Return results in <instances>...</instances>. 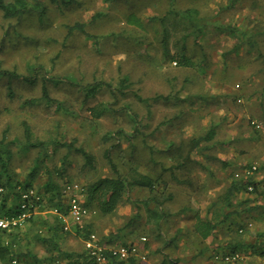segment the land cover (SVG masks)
Masks as SVG:
<instances>
[{"label": "rangeland", "instance_id": "1", "mask_svg": "<svg viewBox=\"0 0 264 264\" xmlns=\"http://www.w3.org/2000/svg\"><path fill=\"white\" fill-rule=\"evenodd\" d=\"M189 8L197 10L200 19L198 37L182 12ZM133 19L136 23L130 21ZM228 26L238 29L237 34L248 30L255 47L249 49L246 37L231 34ZM235 44L239 46L232 51ZM181 50L195 61L204 55L205 61L200 68L179 67L170 55ZM0 70L36 79L30 84L0 72V139L7 135L4 143L8 142L12 153L7 166L14 181L23 182L36 158L44 159L33 185L40 195V186L49 177L60 183V189L67 181L85 189L87 180L111 174L103 157L106 148H111L120 170L132 167L154 176L158 170L152 164L153 148L159 150L155 156L159 162L166 163L170 151L160 150L166 149L168 140L200 134L210 124L218 125L219 143L208 152L224 157L229 164L199 158L215 172L214 179L195 164L185 169L195 182H208V193L225 185L230 180L226 176L239 164L258 159L257 151L264 156V0H41L40 6L17 20L3 18L0 11ZM124 78L127 80L120 86ZM94 81L109 83L110 88L104 86L83 101L82 86ZM45 90L70 111L45 106L40 99ZM101 103L108 104L109 110L99 118L92 117L89 108ZM249 119L263 124L262 129L256 131ZM164 120L170 121L161 125ZM24 121L32 139L44 142L40 148L47 157L38 147L22 148L19 142L10 146L13 138L22 141ZM117 130L121 133L114 138L103 139ZM53 140L73 146L55 147ZM77 148L93 156V167ZM4 179L2 175L1 181ZM180 191L177 195L184 198V189ZM145 192L134 188L131 194L136 198ZM80 197L85 203L84 193ZM86 206L89 216L84 224L99 226L91 232L97 235L104 229L122 228L134 212L125 199L110 216L101 217L95 207ZM35 216L47 220L48 225H39L38 232L48 234L55 219L52 210H38ZM186 222L178 216L168 218L163 223L166 235L156 240L138 222L127 234L122 228L124 236L116 241H137L144 236L146 262L138 264H159L164 255L179 257L168 241ZM30 223L20 228L14 248L44 257L45 247L28 231ZM229 223L224 228L232 235L227 233L224 238L239 234L237 226ZM71 230L60 232L59 242L76 257L84 251L83 239ZM211 259L194 261L210 264ZM21 260L31 264L27 256Z\"/></svg>", "mask_w": 264, "mask_h": 264}, {"label": "trees", "instance_id": "2", "mask_svg": "<svg viewBox=\"0 0 264 264\" xmlns=\"http://www.w3.org/2000/svg\"><path fill=\"white\" fill-rule=\"evenodd\" d=\"M40 3L41 0H0V11L3 18L17 20L34 11L36 6H40ZM182 12L185 17L190 19V25L194 27L193 33L195 37H198L202 31L200 19L196 17L197 10L189 8ZM130 21L136 23V19ZM228 29L231 34L246 37V43H248L249 49L255 47L256 42L248 38L252 35L249 34L248 30L240 31V33L237 34L238 29L234 30L231 26H228ZM237 46H239V44H235L232 47V51L236 50ZM166 55H168V51ZM203 56L200 60L195 61L181 50L171 54L170 60L178 64L179 67L195 69L202 66V63L205 61ZM0 72L6 76L12 77L13 75L18 78H23L24 81H27L30 84L36 82V79H32V76L30 79L29 77L16 74L9 70H0ZM126 80L127 78H124L120 82V86H124L121 83ZM104 86L110 88V84L103 81H94L82 86L81 89L85 90L83 101L94 96L96 92ZM261 87L264 88V82ZM40 99L44 100L43 103L45 106L48 105L54 107L57 105L55 108L57 111H70V108L65 106L62 102L50 98L47 94V90L43 91ZM236 102H239L238 99ZM109 108L110 106L108 104L101 103L94 107H90L89 112L92 117L99 118L103 113L108 111ZM169 121L170 120H164V122H161V125L168 123ZM22 125V141L13 138L11 140L12 143H9L10 146L14 145L13 143L19 142L18 144H20L22 148L38 147L41 155L47 157V153L40 148L43 146L44 142L33 140L30 126L25 121L22 122ZM217 129V124H210L200 134L179 137L177 141L168 140L166 142V149L160 150V152L167 153L170 151L167 153L170 155V160L163 164L159 162V158L155 157L157 153H159V150L153 148L152 164L153 167L158 170L156 171L157 174L154 176L140 172L132 167L128 170H120L111 156V148H106L103 152V157L112 173L98 176L93 180H87L84 189V204L90 207H95L98 210L99 215L104 217L113 214L124 199L129 201L134 212L120 227L124 228L127 234L134 229L133 227L135 226V223L139 222L142 225L144 224L143 231L155 240L165 236L166 233L163 231V223L168 218L188 212L187 220L190 224L188 228L190 232L189 234L196 239L195 244L198 254H203V249H208L212 243V237L215 238L214 235L216 229L226 225L228 222L234 224L242 222L241 217L243 214L253 208H257V205L252 206V199L257 200V198H259L258 189L264 188V180L254 181L252 173H247V170L251 167L248 163H241L236 170L234 169L228 173L226 178L230 180H226V184L221 186L217 192L208 193V182L202 181L198 183V180L195 182L190 177L185 169H188L194 164L205 170L209 179H214L216 177L215 172H213L206 163H202L199 158H203L207 161L215 160L220 162L222 166L229 164L228 160H225L224 157H220V155L214 153L210 154L208 152L211 150L212 146H218L219 142H217L216 139ZM5 133L6 131L3 132V134ZM120 133V130H117L116 132L111 131L108 135L104 136L103 139L109 140L110 138H114V135L116 136ZM132 137L133 135L129 136V140ZM6 139L7 135L2 136L0 139V144L3 145L2 148L0 147V187L4 190L0 195V213L2 214L12 213L14 209L7 208L8 202L11 201L13 203L19 198L21 192L33 188L36 175L39 173L41 163L44 160L43 158L42 160H40L41 158H36L35 164L31 168L27 178L23 182L14 181L7 166L8 161L12 157V153L9 149L8 142L4 143ZM53 143H56L55 147L67 146L70 148L73 146L71 143L56 142V140H53ZM77 150L82 153L87 165L91 167L95 165L92 162L93 156L91 154L82 148H77ZM3 155H5V157H3ZM2 175L5 176L4 181H1ZM68 183L69 181L66 182V185ZM250 185L253 186L252 191L248 190ZM40 187L43 189L41 197L42 200L44 199V203L38 210L56 209L59 213H64L66 211V205L63 203L62 198V190L64 188L60 189V183L54 182L49 177ZM134 188L142 189L146 192L140 197L134 198L131 194L132 189ZM181 189H184V198L177 195L181 192ZM241 193H247L251 197L240 199ZM170 202L171 206L168 205ZM54 215V222L48 226V234L46 235H42L38 232L39 225H48L47 220H40V216H33V218L30 219L31 223L27 226L28 231L33 232L35 240L45 247L44 257L38 256V254L33 252L23 253L19 251L18 248H14V243H17L16 237L21 233L20 229L13 231L0 230V262L3 264L12 257L21 259L27 256L31 260V264H92V261L84 251L81 254L76 255V257H73L74 255L70 251L61 247L59 242L61 237L60 232H62L61 222L59 221L58 216L56 214ZM94 228L99 229V226L96 227L94 224L88 223L84 224L82 230L74 227L76 231L75 234L82 239H86L87 236L94 231ZM122 228H117V230L109 228L107 231L104 229V233L98 232V235H96L102 241L107 240L109 243H117L116 239L118 237L120 238V235L121 237L124 236V233H120ZM128 228L130 229L128 230ZM207 240H210L211 243L208 245L209 247L207 246L204 248L203 245ZM171 241H174V239L172 238ZM145 243H148L147 240ZM239 248H231L230 252H239L241 249ZM67 258L71 259H68L67 262L63 263ZM118 264H135V261L131 258L128 263L121 262ZM159 264H179V260L169 255H164Z\"/></svg>", "mask_w": 264, "mask_h": 264}, {"label": "built area", "instance_id": "3", "mask_svg": "<svg viewBox=\"0 0 264 264\" xmlns=\"http://www.w3.org/2000/svg\"><path fill=\"white\" fill-rule=\"evenodd\" d=\"M238 101H240L238 99ZM251 124L260 129L261 125L256 121H251ZM257 169V165H251L247 173ZM249 191L253 190V186L248 187ZM4 192L0 187V195ZM80 193H84V188L77 183H69L63 189V194L67 199L64 202L66 211L59 213L56 209L52 210L58 216L61 222L63 232H69L72 226L82 230L84 228V220L89 216V208L84 204L80 197ZM43 200L40 194L34 191L33 188L21 192L17 203L8 202L7 208L14 209L10 214L0 213V230L13 231L24 227L33 216L36 215L38 209L42 206ZM250 226V224L248 225ZM146 238L139 237L137 242L121 243L111 246L104 245L95 233H90L86 239H83V248L85 254L92 261V264H118L121 262L128 263L129 259L146 260V254L141 250L140 244H144ZM241 255L238 252L227 254H215L214 259L226 263L236 262L240 260ZM264 264V253L261 256ZM0 264H2L0 262ZM3 264H25V262L17 257L8 259ZM40 264V263H37Z\"/></svg>", "mask_w": 264, "mask_h": 264}, {"label": "crops", "instance_id": "4", "mask_svg": "<svg viewBox=\"0 0 264 264\" xmlns=\"http://www.w3.org/2000/svg\"><path fill=\"white\" fill-rule=\"evenodd\" d=\"M248 123L249 124L251 123L250 119L248 120ZM262 125L263 124H261L260 129H262V127L264 126ZM253 128L257 130L255 127ZM260 143H259L258 149L261 150L262 148L260 146ZM257 152L258 153L256 156H259V158L254 159L251 163H248V164L257 165V171L254 170L251 173H252L254 181L255 180L262 181L264 180V156L261 155L262 154L261 151L260 152L257 151ZM256 160H260V164ZM258 190H259V195H258L259 198H257V200L251 198L252 206L257 205V208H253L249 210L247 213L243 214L241 217L242 222L240 223L237 222L235 224V226H237V229H238V231H236V234L239 233L237 234L238 236L233 235L232 237L228 236L227 238H224V236L230 232L226 231L227 229L224 228L225 225L222 227H219L218 229H216V233L214 235L215 238L212 237L213 239L212 243L210 241L211 239L205 241V244L203 245L204 248L210 245V243L211 245L210 247L208 246L209 247L208 249L207 248L203 249V252H202L203 254H198L196 250V244H195L196 239L191 237L189 234L190 233L188 229L190 225L189 221L187 220L184 226H180L182 228H177V230L173 233V236L170 237L169 239L170 241H168V243L172 245L173 247L175 246L177 248V251L180 253L178 255L179 257H175L179 260V264H189V263L195 264L196 262L194 260L198 259L202 261V257H203L204 263H205V260H204L205 258L207 257L209 259L212 258L211 260L213 262L208 261L210 262V264L211 262L216 263V264H263L261 260L262 255L260 254L264 253V188L263 189L259 188ZM241 195L242 196L244 195V196L242 197ZM241 195H240V199L251 197L247 193H244V194L241 193ZM62 198H63V203H64L67 197L66 195L63 194ZM187 214L188 212L177 215L178 219H187L188 218ZM228 224L230 223L228 222L226 224V227L228 226ZM249 224L250 226H248ZM72 229H74L73 226H72ZM72 231L73 230H71L70 232ZM221 231H223L225 234L224 235L220 234ZM164 233L166 232L164 231ZM229 235H232V234L230 233ZM16 238H19V236H17ZM172 238L174 239V241H171ZM137 241H129L127 243L137 242ZM101 242H103V244L107 246L123 243V242H118V241H116L117 243H109L107 240L105 241L101 240ZM234 247L241 248V249L239 248L240 251L238 252L241 255V258H240L241 261L238 260L236 262L226 263L220 260H215L213 258L215 254L232 253L230 252L231 251L230 249ZM140 248L147 256V248L145 246V243L140 244ZM134 261H135V264L144 263V261H141L139 259H134Z\"/></svg>", "mask_w": 264, "mask_h": 264}]
</instances>
